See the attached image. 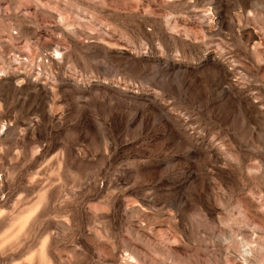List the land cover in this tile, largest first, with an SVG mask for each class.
<instances>
[{"label":"rangeland","instance_id":"obj_1","mask_svg":"<svg viewBox=\"0 0 264 264\" xmlns=\"http://www.w3.org/2000/svg\"><path fill=\"white\" fill-rule=\"evenodd\" d=\"M0 264H264V0H0Z\"/></svg>","mask_w":264,"mask_h":264}]
</instances>
